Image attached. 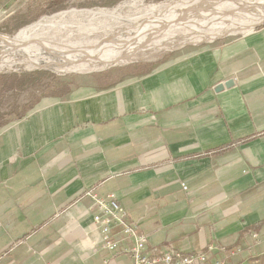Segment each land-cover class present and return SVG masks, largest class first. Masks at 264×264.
Here are the masks:
<instances>
[{"label": "crops", "instance_id": "obj_1", "mask_svg": "<svg viewBox=\"0 0 264 264\" xmlns=\"http://www.w3.org/2000/svg\"><path fill=\"white\" fill-rule=\"evenodd\" d=\"M145 69L89 77L0 132V264H133L94 244L90 190L152 250L264 253V26Z\"/></svg>", "mask_w": 264, "mask_h": 264}, {"label": "bare ground", "instance_id": "obj_2", "mask_svg": "<svg viewBox=\"0 0 264 264\" xmlns=\"http://www.w3.org/2000/svg\"><path fill=\"white\" fill-rule=\"evenodd\" d=\"M135 2L137 3V1H134L114 9H105L95 13L83 12L73 16H65L56 19V22L53 20L46 21L37 28L23 32V34L19 33L13 38L11 37L12 39L2 35L0 38L2 37L5 40L2 39L3 41H0V45H5V41L15 44L20 43V47L16 52L21 53L27 60L34 62L32 65H26L28 67H50L58 72L75 71L87 73L107 68L118 62L126 63L128 62V58L136 57L147 51L170 49V47H173V44L178 42L197 44L199 39L201 40L206 37L242 32L246 28H252V26L264 21V16L262 17L264 0H259L256 3L246 2L245 0H178L143 8L136 14L138 16L126 18H133L136 21L135 23L138 24L163 18V27L160 32L164 37L162 40L153 39L149 41L152 35L140 41L142 45H139L136 42H132L138 39L134 35L135 33H131L128 36H126L127 33H120V35L113 36L108 41H104L107 37L98 41L87 42V38L93 33L112 30L108 26L98 28L97 25L100 22L107 21L108 19L124 20L125 18L120 14L119 9L123 7H136L137 4ZM251 12H254V14H251ZM85 14L86 17L83 19L86 22L84 25L76 26L73 24L74 22L81 21L79 16ZM67 17L73 18L75 21L73 23L67 22L65 20ZM148 25L152 31H154L153 28H157L150 23ZM74 34H82L85 37L76 42H63V38ZM142 34L143 32L139 31L137 35L142 37ZM124 37L129 38L130 42L120 43ZM153 42L156 45H149ZM69 44L72 47L66 46ZM76 55H80V58L87 55L91 59L76 60L71 58ZM108 55L116 56L110 60L105 59ZM101 60L102 62L100 63ZM91 61H97V63H90Z\"/></svg>", "mask_w": 264, "mask_h": 264}, {"label": "rangeland", "instance_id": "obj_3", "mask_svg": "<svg viewBox=\"0 0 264 264\" xmlns=\"http://www.w3.org/2000/svg\"><path fill=\"white\" fill-rule=\"evenodd\" d=\"M18 0H0V6H8V9H10L12 12L10 14H8V17H1L0 18V29L4 28L5 25L9 24L12 21V18L17 14V13H23L26 12L27 9L31 6H34L44 0H21L17 3H15ZM87 0H69V4L70 6L68 7V9L62 10L64 12L59 13L57 15H54L56 13L53 14H48V15H44L42 16L39 20H37L36 22H38L35 26H30L32 24L26 25L24 27H22L21 31H17L16 33H14L13 35L9 34V33H3L0 31V36L4 35V36H8V37H12L15 36L18 32L21 34H23V32L29 31L31 29L37 28L38 26H40V24L46 22V21H51L53 20L54 22H56V19H60L63 18L65 16H73L76 14H81L83 12H100L102 10H105L104 8H116V7H120L121 5H124L126 3H132L134 1H137V6L136 7H123L121 9H119L120 14L123 16V18H125L124 20H127L129 22L132 23L128 24V23H121L118 22L116 20H110L108 19L107 21H102L100 22L97 26L98 28H104L105 26H108L110 28H112V30L104 32V31H99L96 33L91 34L88 38H87V42H94V40L98 41L101 39H105L104 41H108L110 40L113 36L116 35H120V33H127L126 36L130 35L131 33H135L134 35L138 37V39H136V41H132V42H136L139 45H142L140 41H143L146 37L152 36L151 39H149V41L151 40H162L164 39V37L160 34V32L162 31V21L164 20L163 18H159V19H154V20H150L144 23H135L136 21L133 18L130 19H126L129 17H133V16H138L136 15L137 13L140 12V10H142L143 8H148L150 6H154V5H161V4H165L167 2H174V1H178V0H123L122 2H119L116 6L114 7H96V8H83L80 7L79 5L82 2H85ZM209 1H222V0H209ZM227 1V0H226ZM246 2L249 1L251 3H256L259 0H245ZM245 3V2H244ZM223 4V3H222ZM11 7V8H9ZM141 8V9H140ZM2 9H6L5 7H3ZM81 9H86V10H90L93 9L94 11H79ZM244 14V13H242ZM54 15V16H52ZM247 16V15H244ZM86 17L85 15H81L79 16V18L82 20L83 18ZM235 18V17H234ZM67 22H74L75 20L73 18L67 17V19H65ZM237 20V19H235ZM148 23L152 24L153 26H156L157 28H153L154 31H152L151 29H149V25ZM143 25V26H142ZM260 26H264V25H260ZM253 27V26H252ZM117 31V32H116ZM143 32L142 37L140 35H137L138 32ZM245 31H251V28H246ZM116 32V33H115ZM244 32V31H243ZM18 33V34H19ZM236 33V32H234ZM17 34V35H18ZM246 33H237V34H233V35H221L220 38H217L215 40H211V38H214L215 36H210V37H206L204 39H199L197 42V44L194 43H189V44H183L182 42H178L173 44V47H170V49H157L155 51H147L144 54H140L136 57L133 58H128L126 63L123 62H118L115 65H111L107 68L104 69H99L97 71H90V72H75V71H65V72H58L53 70L50 67H28L30 64H34V62L32 60H27L26 57H24L21 53H18L19 56H16V58L14 57H9V54H7V56L5 55H0V75L3 74H11V73H24V72H30V71H37V70H46L51 72L52 77L54 78H50L46 80V86H44V88L37 90L36 91V95L40 96V100L37 101L35 104H33V100L35 97H33V95L30 94V92H25L23 94H21L19 96V98L17 99V103L20 106H24L28 107L30 105L33 104V106L31 108H29V110L26 112L28 114V112L34 108L35 105H37L38 103L41 102V99L44 97H53V96H60L62 95V92L64 91L65 93H68L72 90V86L74 88H76V86H80V85H84L87 84V80L89 79V77L92 76H100V75H115V78H118L119 76H122L124 74H126L127 72H130L138 67H143V66H147V69H145V71H150L156 64V62L158 60L164 59L165 57L168 56H180L182 55L184 52L186 53H197L200 52L201 50L203 51L205 48H208L209 46H220L223 44H226L229 41L235 40L241 36H243ZM81 35V36H80ZM80 35H71L68 37L63 38V42L64 43H68L70 41H79L80 39L84 38L85 36L80 34ZM86 40V39H85ZM201 41V42H200ZM125 42H130V39L127 37H124V39L120 42V43H125ZM149 45H156L155 42L150 43ZM69 47H72L71 44L66 45ZM63 48V47H62ZM17 54V53H15ZM13 54V55H15ZM116 55H108L105 57V59H112L114 58ZM4 57V58H1ZM67 57V56H66ZM71 58H74L76 60H81V59H85V60H90L91 57L85 55L84 57L80 58V55H76V56H72ZM13 62V63H11ZM102 62V60L100 61V63ZM90 63L96 64L97 61H91ZM28 65V66H26ZM29 105V106H28ZM11 107H9V103L5 104V106L3 107V111H5L6 113H8L9 109ZM25 113V114H26ZM26 114V115H27ZM25 115V117H26ZM8 122L7 124H5L0 132L6 128V126L10 123H12L13 121H17V120H21L18 119L17 115H9L7 116ZM23 119V118H22ZM258 238V237H256ZM257 240V239H256ZM255 240V241H256ZM256 245L258 248L259 247H264V243L262 244L261 241L256 242Z\"/></svg>", "mask_w": 264, "mask_h": 264}, {"label": "built area", "instance_id": "obj_4", "mask_svg": "<svg viewBox=\"0 0 264 264\" xmlns=\"http://www.w3.org/2000/svg\"><path fill=\"white\" fill-rule=\"evenodd\" d=\"M19 1L21 0L15 3ZM7 5L3 6L6 9L0 6V18H7L12 12ZM184 186L186 187L185 184ZM86 195L92 200L90 210L94 214V225L100 232L94 244H100L115 254L130 255L133 264H232L222 258L211 261V255L216 254L217 249L231 257L242 252V248L227 252L224 247L219 248L213 244L208 245L205 250L193 252H184L174 247L152 250L148 244V235L138 225L130 222L128 210L119 200L101 197L92 190Z\"/></svg>", "mask_w": 264, "mask_h": 264}, {"label": "trees", "instance_id": "obj_5", "mask_svg": "<svg viewBox=\"0 0 264 264\" xmlns=\"http://www.w3.org/2000/svg\"><path fill=\"white\" fill-rule=\"evenodd\" d=\"M122 1L123 0H87L85 2H82L79 6L83 8L114 7L119 2ZM69 6H70L69 0H44L34 6L29 7L26 12L17 13L12 18V21L9 24L5 25L4 28H1L0 31L3 33H9L13 35L22 27L36 22L42 16L68 9ZM37 23L38 22L34 23V25L31 26L33 27ZM50 78L52 79L54 77H52L51 72L46 70H37V71H30L24 73H11V74L0 75V130L5 124H7L8 122L7 116L17 115L18 119H22L25 117V115L27 114L26 112L29 110V108H31L33 104H35L41 98L40 96L36 95V91L44 88V86H46V80ZM25 92H30V94L33 95V97H35L33 100V104L30 106L28 105L29 106L28 110L27 107L20 106L17 103V99L19 98V96ZM62 93L65 92L63 91ZM6 103L7 104L9 103V107H11L8 113L3 111V107L5 106ZM252 139H254V137L244 139L239 143H235L234 145L231 146L220 148L218 150V153L228 151L233 147H235L237 144L246 143L247 141H250ZM256 229L257 226L253 227L252 229L245 230V232L242 235L244 234L246 235L249 231L251 233ZM232 249H229V251H231ZM220 258L225 259L222 256ZM244 260L245 259H240L237 261H232V260H227V261L232 264H244ZM254 261L255 263H250V264H264V253L257 257H254L252 259V262ZM256 261L258 263H256Z\"/></svg>", "mask_w": 264, "mask_h": 264}, {"label": "water", "instance_id": "obj_6", "mask_svg": "<svg viewBox=\"0 0 264 264\" xmlns=\"http://www.w3.org/2000/svg\"><path fill=\"white\" fill-rule=\"evenodd\" d=\"M104 9H110V8H104ZM114 9V8H113ZM91 10H93V9H90V10H86V9H81V10H79V11H91ZM62 12H64V11H61V12H59V13H62ZM59 13H56V14H54V15H57V14H59ZM256 13V12H255ZM251 14H254V12H251ZM54 15H52V16H54ZM264 16V11H262V17ZM111 20V19H110ZM112 20H116V21H118V22H121V23H128V24H131L132 25V23L131 22H129V21H127V20H123V19H112ZM85 19H82L81 21H79V22H74L73 24L74 25H84L85 24ZM36 23V22H35ZM73 25V26H74ZM260 25H264V21L263 22H261V23H258V24H256V25H254L252 28H251V31H254L256 28H258V27H260ZM22 30V29H21ZM21 30H19V31H21ZM250 31V32H251ZM19 33V32H18ZM17 33V34H18ZM237 33H249V31H242V32H236V33H234V32H232V33H225V34H222V35H233V34H237ZM16 34V35H17ZM15 35V36H16ZM15 36H13V37H15ZM221 37V35L220 36H215L213 39H211V40H215V39H217V38H220ZM3 38L1 37L0 38V41H3V40H5V39H3ZM12 39V38H11ZM19 47H20V43L19 44H15V43H10V42H8V41H5V45H0V55L2 54V55H5V56H7V54H9V57H15L16 58V56H19V54L16 52L17 51V49H19ZM15 53H17V54H15ZM13 54H15V55H13ZM20 57V56H19ZM39 68H42V67H39ZM234 84V80H230V81H228V82H226L224 85H219L215 90L216 91H219V90H222V89H224L225 87H230V85H233Z\"/></svg>", "mask_w": 264, "mask_h": 264}]
</instances>
